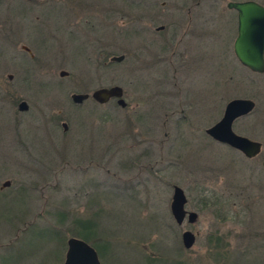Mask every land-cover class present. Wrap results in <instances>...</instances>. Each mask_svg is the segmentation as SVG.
<instances>
[{"label":"rangeland","instance_id":"1","mask_svg":"<svg viewBox=\"0 0 264 264\" xmlns=\"http://www.w3.org/2000/svg\"><path fill=\"white\" fill-rule=\"evenodd\" d=\"M137 1L0 0V80L11 65L28 67L23 86L15 78L12 89L0 87V183L10 181L0 190V264H62L72 236L94 247L99 264H217L207 255L209 235L219 238L221 264H264V71L209 55L181 84L186 93L164 90L156 71L136 68L128 22ZM20 44L34 61H25ZM123 51L122 60L108 61ZM111 85L122 88L125 107L69 99ZM235 97L254 102L232 124L261 143L253 158L204 133ZM20 100L27 111L16 109ZM173 184L197 214L194 223L173 222ZM81 225L92 230L87 239ZM185 229L195 233L189 249L180 242Z\"/></svg>","mask_w":264,"mask_h":264},{"label":"flooded vegetation","instance_id":"2","mask_svg":"<svg viewBox=\"0 0 264 264\" xmlns=\"http://www.w3.org/2000/svg\"><path fill=\"white\" fill-rule=\"evenodd\" d=\"M140 1L141 4L138 5L134 20L128 22L129 25L133 24L134 29L133 33L136 41L135 58L137 60L136 68L140 74H142L145 69L150 70V72L156 71L159 75L157 78L159 81L161 78H164V84H162L163 82L160 84L164 90H166L169 86L170 88H174L175 92L186 93L187 85L183 87L181 84L184 81L188 82L190 77H196L199 75L203 68L204 60L209 55L222 60L232 59L236 64L238 63L240 66L245 68L247 72L257 73L249 70L237 61L233 45L238 37L239 13L238 10L230 6L229 3L248 1L254 2L264 8V0H138L137 2ZM98 8L99 9L97 10L100 14H97L99 15V21L102 27L106 28V26H108L105 14L106 10L104 6H98ZM120 17H123L122 13ZM248 17L249 16H247V19ZM91 26H93L92 23ZM217 26L219 28L216 37L217 39L212 45L211 37L213 36V28ZM13 33L12 28L10 37L8 38L10 39L12 37L10 41L15 39V37H13ZM118 34L121 39L125 40L126 29L124 21L118 25ZM123 43L125 44V42ZM19 48L20 54L22 53L21 55L25 57V61L35 60V54L27 45L20 44ZM124 52L125 51H123V54H119L123 56L122 59L124 58ZM262 54L264 63V51ZM98 55L104 58V56H106L104 55V49H102ZM10 57L11 60L14 59V57ZM102 63L104 64V61ZM11 67L10 72L5 74V82L0 80V87H3L1 89H5L6 91L12 89V82L15 78L17 82L16 84L19 86H23L25 84L24 78H27L28 67H25L22 72L16 69L13 65H11ZM122 94L123 91L121 93V98ZM89 97L90 96H88V98ZM235 98L249 99L245 97ZM111 99L116 101L115 97H110L107 101ZM18 103L16 105V109ZM96 103L103 104L98 102ZM125 105L123 107H125ZM27 109L28 106L26 104V108L19 111H27ZM242 116L235 118L232 121V124L236 119ZM66 127L67 126L65 124V129ZM231 149L239 152L234 148ZM260 150L258 154L260 153ZM4 181L0 183V190L8 187L10 184V181L8 180L9 183L3 186L2 184ZM185 211L189 210L185 209Z\"/></svg>","mask_w":264,"mask_h":264},{"label":"water","instance_id":"3","mask_svg":"<svg viewBox=\"0 0 264 264\" xmlns=\"http://www.w3.org/2000/svg\"><path fill=\"white\" fill-rule=\"evenodd\" d=\"M230 6L238 10V37L234 42L233 48L237 61L253 72L260 73L263 71V51H264V8L254 2H234ZM247 16L248 19H247ZM122 55L110 56L108 61L119 62ZM59 76L66 75V71L59 70ZM122 89L119 85L107 87H98L87 92L70 93L69 99L72 103L78 104L90 96L98 103H104L110 97H115V103L123 107L125 102L121 98ZM251 99L235 98L227 101L223 107L220 118L212 125L205 128L204 132L216 142L227 145L228 147L238 150L244 157L251 158L258 154L260 143L251 140L245 136L236 134L231 129L232 121L242 115L247 114L253 108ZM26 103L20 101L17 109L24 110ZM62 129L65 130V123H61ZM260 164L264 167V158ZM9 182L5 180L3 186ZM171 198L169 202V212L173 222L180 225L183 220L188 224L194 223L197 214L194 211H185L186 202L183 190L173 184ZM195 240V233L188 229L181 231L180 242L184 249H189ZM66 249L62 264H99L96 252L87 243L77 237H69L65 242Z\"/></svg>","mask_w":264,"mask_h":264},{"label":"trees","instance_id":"4","mask_svg":"<svg viewBox=\"0 0 264 264\" xmlns=\"http://www.w3.org/2000/svg\"><path fill=\"white\" fill-rule=\"evenodd\" d=\"M82 226V229H83V234L81 236H83L85 239H87V235H89V233L92 232V230H90L89 228H87L86 225H81ZM91 231V232H89ZM82 240V239H81ZM218 240L219 238L216 236V235H209L207 237V240H206V243L208 244V246H211L213 251L211 253H207V255H210L211 259L217 263V264H221V261L219 259V256H220V251L217 249L218 248ZM84 241V240H82ZM85 242V241H84ZM86 243V242H85ZM88 244V243H87ZM89 245V244H88ZM91 247H93L92 245H90ZM94 249V247H93ZM96 252V251H95ZM226 260V258H224ZM149 261V260H147ZM182 261V260H181ZM180 261V259L178 260H174L175 264H183L182 262ZM171 262V261H170ZM181 262V263H180ZM156 262H148V264H155ZM173 264V263H172Z\"/></svg>","mask_w":264,"mask_h":264}]
</instances>
